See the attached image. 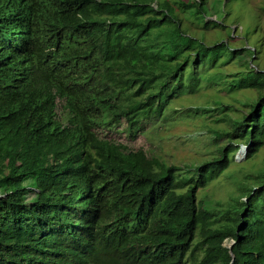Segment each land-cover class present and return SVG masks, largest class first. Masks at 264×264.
<instances>
[{
    "label": "trees",
    "instance_id": "obj_1",
    "mask_svg": "<svg viewBox=\"0 0 264 264\" xmlns=\"http://www.w3.org/2000/svg\"><path fill=\"white\" fill-rule=\"evenodd\" d=\"M156 1L0 0V264H264V168L227 200L199 197L238 150L252 161L264 146V72L240 83L258 93L248 112L222 108L207 160L113 136L152 137L219 54Z\"/></svg>",
    "mask_w": 264,
    "mask_h": 264
},
{
    "label": "rangeland",
    "instance_id": "obj_2",
    "mask_svg": "<svg viewBox=\"0 0 264 264\" xmlns=\"http://www.w3.org/2000/svg\"><path fill=\"white\" fill-rule=\"evenodd\" d=\"M164 1L157 0L155 4ZM167 1L174 7L172 17L175 22L182 20V31L203 42L206 51L219 54L203 57L207 64L201 60L193 70V77L185 81L190 86H197L199 82L202 87L194 93L182 90V95L174 99L167 109L169 113L172 110L167 122L164 125L157 122L150 127L152 137L141 133L132 138L116 132L113 136L126 140L132 149L143 148L150 154L161 155L181 165L198 163L212 157L215 144L222 140L221 134H213L210 130L216 126H228L224 121H215L221 117L222 108L228 109L227 116L236 117L248 112L258 96L255 89L241 88L240 83L251 71L264 72V0H207L203 15L194 12L195 0ZM184 1L191 3L193 9H186ZM248 47L256 49L253 57L246 49ZM214 61H218L216 66L208 64ZM237 154L228 170L207 189L199 191V197L209 195L207 197L213 203L227 200L231 193L236 192L242 173H247L253 164L264 168V146L252 161L246 159L247 153L242 159H238ZM131 225H134V220ZM196 253L201 255L200 250Z\"/></svg>",
    "mask_w": 264,
    "mask_h": 264
},
{
    "label": "water",
    "instance_id": "obj_3",
    "mask_svg": "<svg viewBox=\"0 0 264 264\" xmlns=\"http://www.w3.org/2000/svg\"><path fill=\"white\" fill-rule=\"evenodd\" d=\"M244 148L248 149V147L246 145H243Z\"/></svg>",
    "mask_w": 264,
    "mask_h": 264
},
{
    "label": "clouds",
    "instance_id": "obj_4",
    "mask_svg": "<svg viewBox=\"0 0 264 264\" xmlns=\"http://www.w3.org/2000/svg\"><path fill=\"white\" fill-rule=\"evenodd\" d=\"M241 145H242V144H241ZM244 145H245V144H244ZM238 152H239V151H238ZM238 152H237V153H238ZM246 152H247V150H246ZM237 153H236V154H237Z\"/></svg>",
    "mask_w": 264,
    "mask_h": 264
},
{
    "label": "built area",
    "instance_id": "obj_5",
    "mask_svg": "<svg viewBox=\"0 0 264 264\" xmlns=\"http://www.w3.org/2000/svg\"><path fill=\"white\" fill-rule=\"evenodd\" d=\"M238 155V154H237Z\"/></svg>",
    "mask_w": 264,
    "mask_h": 264
}]
</instances>
